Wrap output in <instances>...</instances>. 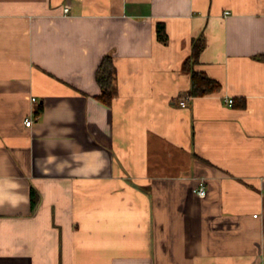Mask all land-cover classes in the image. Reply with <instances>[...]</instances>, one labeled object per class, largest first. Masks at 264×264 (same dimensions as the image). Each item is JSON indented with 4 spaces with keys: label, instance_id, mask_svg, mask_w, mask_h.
Wrapping results in <instances>:
<instances>
[{
    "label": "crops",
    "instance_id": "crops-1",
    "mask_svg": "<svg viewBox=\"0 0 264 264\" xmlns=\"http://www.w3.org/2000/svg\"><path fill=\"white\" fill-rule=\"evenodd\" d=\"M0 264H264V0H0Z\"/></svg>",
    "mask_w": 264,
    "mask_h": 264
},
{
    "label": "trees",
    "instance_id": "trees-1",
    "mask_svg": "<svg viewBox=\"0 0 264 264\" xmlns=\"http://www.w3.org/2000/svg\"><path fill=\"white\" fill-rule=\"evenodd\" d=\"M157 39L160 42H166L167 35L165 32V27L162 23H157L156 25ZM191 53L189 57L185 60V66L193 65L197 63L204 47L205 42L202 37L197 38L192 41ZM95 81L99 87V95L97 99L105 105H110L112 101L113 94V84H114V63L110 56L105 55L100 60L96 71H95ZM220 88L218 81L208 77L205 73L192 70L190 73V95L192 96H203ZM41 107H39V110ZM37 205V194L35 190H30V207L34 210Z\"/></svg>",
    "mask_w": 264,
    "mask_h": 264
},
{
    "label": "built area",
    "instance_id": "built-area-1",
    "mask_svg": "<svg viewBox=\"0 0 264 264\" xmlns=\"http://www.w3.org/2000/svg\"><path fill=\"white\" fill-rule=\"evenodd\" d=\"M63 11H64V13L66 14V13L68 12V8L65 7ZM223 14H224V15H228V12H224ZM31 100L34 101L35 98H31ZM185 100H186V98L184 97V98H182V99L179 101V106H180V107H185V102H186ZM227 102H228L229 104H231V103H232V100H231V99H228ZM36 117H37V115H36ZM32 122H33V118L25 119V121H24V125H25L26 127H29V126L31 125ZM202 180H203V179H201V181H200V183H199L198 186H196L195 188L192 189L193 193H195V194H196L197 196H199V197H204L205 194H206V187H205L204 182H203ZM254 216H255V215H254Z\"/></svg>",
    "mask_w": 264,
    "mask_h": 264
}]
</instances>
